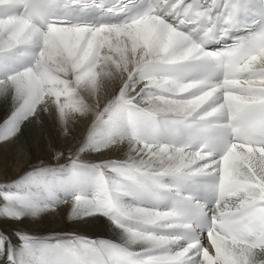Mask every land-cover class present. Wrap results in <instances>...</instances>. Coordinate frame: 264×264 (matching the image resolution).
<instances>
[{
    "label": "snow or ice",
    "instance_id": "snow-or-ice-1",
    "mask_svg": "<svg viewBox=\"0 0 264 264\" xmlns=\"http://www.w3.org/2000/svg\"><path fill=\"white\" fill-rule=\"evenodd\" d=\"M9 96L0 144L41 112L65 133L92 114L79 152L127 158L0 182V218L71 200L121 236L0 232V264H264V0H0Z\"/></svg>",
    "mask_w": 264,
    "mask_h": 264
},
{
    "label": "bare ground",
    "instance_id": "bare-ground-1",
    "mask_svg": "<svg viewBox=\"0 0 264 264\" xmlns=\"http://www.w3.org/2000/svg\"><path fill=\"white\" fill-rule=\"evenodd\" d=\"M13 107L10 96L7 99L0 97V124L8 118ZM47 113L41 112L37 117L30 119L29 127L33 143L30 142L27 146H23L20 142L0 144V182L17 180L34 169H58L68 165L71 159L77 156L87 163L127 158L125 145L116 146V151L106 149L102 153L79 152L92 127L94 115L89 114L87 118L76 116L70 119L68 132L65 133L55 116L51 112ZM25 151L28 152V157L25 156ZM71 206L72 202L69 200L68 203H61L54 210L41 213L39 217H25L19 221L0 218V232L11 237L14 244H19L18 233H27L35 239L53 242L56 239L73 236L95 240L107 238L117 243L121 242L119 230L104 217L70 219Z\"/></svg>",
    "mask_w": 264,
    "mask_h": 264
},
{
    "label": "rangeland",
    "instance_id": "rangeland-1",
    "mask_svg": "<svg viewBox=\"0 0 264 264\" xmlns=\"http://www.w3.org/2000/svg\"><path fill=\"white\" fill-rule=\"evenodd\" d=\"M46 113V112H45ZM50 113V112H48ZM47 113V114H48ZM30 123L28 121H26L22 127V131H21V134L19 135V137H17L15 139V141H13L12 143L16 142L17 143H21L23 146H27L28 143L32 142L33 143V137H31V131H30ZM18 141V142H17ZM12 145V144H10ZM13 146V145H12ZM26 148V147H25ZM25 153V156L28 157L29 154L27 151L24 152Z\"/></svg>",
    "mask_w": 264,
    "mask_h": 264
}]
</instances>
